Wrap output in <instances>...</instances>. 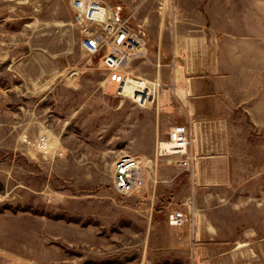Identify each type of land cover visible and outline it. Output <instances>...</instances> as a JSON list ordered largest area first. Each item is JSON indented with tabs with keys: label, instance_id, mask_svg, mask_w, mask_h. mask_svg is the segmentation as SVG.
Listing matches in <instances>:
<instances>
[{
	"label": "rangeland",
	"instance_id": "rangeland-1",
	"mask_svg": "<svg viewBox=\"0 0 264 264\" xmlns=\"http://www.w3.org/2000/svg\"><path fill=\"white\" fill-rule=\"evenodd\" d=\"M108 3L146 34L130 69L170 85L158 105L113 93L70 0H0V264H264V0ZM186 76L203 88L193 174L155 155ZM125 153L148 169L128 194ZM174 207L190 219L171 225Z\"/></svg>",
	"mask_w": 264,
	"mask_h": 264
},
{
	"label": "built area",
	"instance_id": "built-area-1",
	"mask_svg": "<svg viewBox=\"0 0 264 264\" xmlns=\"http://www.w3.org/2000/svg\"><path fill=\"white\" fill-rule=\"evenodd\" d=\"M108 1L70 0L73 20L83 31L81 45L89 53L98 54L105 69V80L113 93L131 98L139 105H158L165 85L157 76L147 78L130 69L133 60L142 58L148 51L146 34L121 16ZM157 64H160L158 59ZM193 130L189 123L172 124L165 138L157 139L155 155L173 154L180 169L193 174L196 151L191 142ZM63 151L59 150V154ZM147 166L130 153L119 155L114 161L113 186L123 194L134 192L147 177ZM190 217L181 208H172L167 214L171 225H182ZM10 264H39L33 259L16 256Z\"/></svg>",
	"mask_w": 264,
	"mask_h": 264
},
{
	"label": "crops",
	"instance_id": "crops-1",
	"mask_svg": "<svg viewBox=\"0 0 264 264\" xmlns=\"http://www.w3.org/2000/svg\"><path fill=\"white\" fill-rule=\"evenodd\" d=\"M183 49L184 48H181L179 53L185 56L186 64H187V61H189L188 51L187 49H185L186 51H184ZM186 80L189 81V76H186ZM202 90L203 88L201 85L193 84V82L189 81L186 85H184V91L181 94L182 96H180V98H171V96H168V100L171 105L174 104L173 103L174 100H177L180 107L182 108V121L181 122L189 123L192 127L193 137H192L191 145H192V148L196 151V154H198L199 148L201 147V143L197 138L198 136L197 131L200 128V123L202 119L200 115V111L198 110L202 103V99H201ZM219 121L221 122L222 120H219ZM196 165H197V155H196L195 167ZM145 182L146 180L144 181V183ZM136 190H138V188Z\"/></svg>",
	"mask_w": 264,
	"mask_h": 264
}]
</instances>
